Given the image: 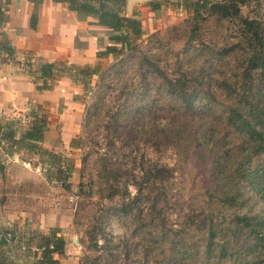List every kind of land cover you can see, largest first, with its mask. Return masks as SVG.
I'll return each instance as SVG.
<instances>
[{
    "label": "rangeland",
    "instance_id": "374dc122",
    "mask_svg": "<svg viewBox=\"0 0 264 264\" xmlns=\"http://www.w3.org/2000/svg\"><path fill=\"white\" fill-rule=\"evenodd\" d=\"M196 1L149 0L129 11L124 0L119 12L142 23L143 35L132 40L133 46L172 76L180 67L200 74L204 90L215 93L220 106L225 94L217 80L239 75L237 54H224L226 47L238 42L239 33L235 23H219L213 17L203 24L197 40L207 47L200 42L189 49V22ZM157 2L160 9L154 10ZM242 12L264 25V0H250ZM141 56L129 57L120 67H116L120 59L113 56L99 60L94 67L104 81L97 75L89 78L74 98L76 107L60 104L54 112H44L52 146L36 154L24 152L5 166L0 160V228H16L26 236L59 232L67 241L61 264H166L164 255L172 252L161 238V223L167 232L182 231L190 240L202 239L204 232L195 231L204 216L208 218L213 209L228 215L221 201L239 188L242 207L237 213L249 217L263 239L251 243L255 238L245 229L237 232L239 245L264 248V154L250 155L243 172L244 177H252L239 178L240 136L221 119V112L206 108L192 117L162 97L158 84L147 82L145 120L140 115L133 120L128 114L120 122L116 114L123 100L119 101L120 91L115 88L125 79L128 84L138 79ZM63 73L69 78L75 74ZM235 87L240 91L243 82ZM201 108L196 105V112ZM65 110L69 111L63 116ZM125 122L130 125L124 126ZM164 127L170 131L164 133ZM138 184L144 187L141 195ZM141 217L146 221L144 230L139 226ZM203 223L208 225V220ZM15 244L12 241L10 247ZM260 253L254 264H264V249Z\"/></svg>",
    "mask_w": 264,
    "mask_h": 264
},
{
    "label": "trees",
    "instance_id": "16d2710c",
    "mask_svg": "<svg viewBox=\"0 0 264 264\" xmlns=\"http://www.w3.org/2000/svg\"><path fill=\"white\" fill-rule=\"evenodd\" d=\"M54 1L67 4L69 10L76 12L79 18H93L96 25L109 29V45L97 53L99 60L113 56L115 60L120 59L116 65V67H120L127 63L126 60L129 57L142 55V70L141 74L137 76L138 79L130 84H128V79H125L116 88L115 85L113 86V88L120 91V97H117L119 101L121 100L122 102L123 100V106H120L118 114H116L120 117V122L128 114L133 120L137 119V115H140L145 120L144 114L148 111L146 102L149 92V88L144 87L145 83L158 84L156 89L162 97L170 98V100L180 105L186 114L192 117H197L206 108L209 111L217 110L221 112V119L226 122L229 128L235 130L241 140V144L237 147L241 151L243 159L236 167V174H238L239 178L252 177L251 175H245L244 177L243 165L245 160L252 154H264V25L262 21L243 16L242 8L248 6L250 0H224L222 2L199 0L192 3L194 15L189 22L190 29L187 41L190 46L189 49H195L194 44L200 46V42L205 45L203 41L197 43V40L201 38L203 24L213 17L219 23L224 21L235 23L237 33H239L238 42L226 47L224 51V54L230 52L237 54L238 62L235 68L239 75L236 76L235 73L229 78L225 77L217 80L221 83L220 88L225 94V101L220 106L216 94L204 90L202 83L204 78L200 74L195 73L194 70L180 67L178 74L172 76L157 62L153 61L148 54L143 53L137 45L133 46L132 40L138 39L143 35L142 23L136 17L121 15L119 7L124 3V0ZM8 2V0H1L0 22L2 23L6 20L4 8ZM185 3H188V0ZM153 5L155 6L154 10L160 9L159 2ZM35 19L33 20V26ZM4 55L13 56L12 48L6 43H0V58ZM63 71L65 72L66 70H61L62 73ZM67 71L75 73L73 78L70 77L73 82H80L84 86H87V80L95 75L104 81L103 74L96 67L80 68L74 66L68 68ZM54 72V65H42L41 77L45 83L41 90H50L52 88L48 81L55 79ZM240 80L243 82V87L239 91L235 86ZM232 83H235V86ZM137 86H140V91L136 90ZM198 104L202 108L196 112V105ZM47 122L46 115L36 117L30 131L27 132L23 139L24 142L29 143L27 146L29 150H38L35 143L44 140V133L48 129ZM129 125L130 123H124V126ZM167 128H162L164 133L170 131ZM59 171H61L60 168ZM61 172L63 173V171ZM140 185L138 184L137 186L139 195L144 190V187ZM116 192L118 191L115 190V194ZM241 196L239 188L234 195L224 196L221 201L223 202L222 209L228 211V215L225 211L213 209L208 218L204 216L201 225L195 231V233L204 232V235L202 239L199 236L197 241L190 240V237H185L182 231L167 232L165 224L161 223V238L164 242H169L172 252L171 254L165 253V263L223 264L225 259H229L234 262L233 264H254L253 260L256 259V256L261 255L260 252L264 248H243V245H239L237 232L249 229L251 235L255 238L251 243L257 244L258 241L261 242L263 239L258 233L256 225H253L252 220L237 213V210L242 207ZM123 211L128 213L130 209L125 206ZM142 220L144 219L141 217L139 226L141 230H144L142 225L146 221L143 222ZM204 220H208V225L203 223ZM152 222H155V220L153 219L151 224ZM236 227H238L237 231H233V229L236 230ZM58 233L57 231H51L49 235L31 233L26 236L19 234L16 228L13 230L0 228V264H19L20 261L24 262V264H61V261L56 259V256L63 257L65 255L67 241L64 237L58 236ZM8 234H11V242H16L14 248L10 247L11 245L6 241L5 236ZM199 242L203 243L204 250L203 247L197 246ZM33 247H37L39 252H34L32 250Z\"/></svg>",
    "mask_w": 264,
    "mask_h": 264
},
{
    "label": "crops",
    "instance_id": "0c3cea01",
    "mask_svg": "<svg viewBox=\"0 0 264 264\" xmlns=\"http://www.w3.org/2000/svg\"><path fill=\"white\" fill-rule=\"evenodd\" d=\"M8 1L4 8L6 20L0 22V43L8 44L13 54L0 58L3 77L0 85V160L3 166L7 160L19 159L24 152L36 154L41 148L52 146L49 121L44 140L35 143L38 150H29V143L23 139L37 116L46 115L44 112L48 113V109L54 112L60 104L70 108L78 104L74 98L82 93L84 85L73 82L61 70L67 71L74 66L94 67L99 62L97 53L109 45L108 28L96 25L93 18H79L65 3ZM45 64L55 66V79L48 81L52 85L50 90H41L45 83L41 67ZM66 111L69 110H65L63 116ZM12 120L14 123L10 124ZM56 259L61 261L62 257L56 256Z\"/></svg>",
    "mask_w": 264,
    "mask_h": 264
},
{
    "label": "water",
    "instance_id": "95a60500",
    "mask_svg": "<svg viewBox=\"0 0 264 264\" xmlns=\"http://www.w3.org/2000/svg\"><path fill=\"white\" fill-rule=\"evenodd\" d=\"M146 1H149V0H127L128 2V10L129 11H132L133 7L138 4V3H142V2H146ZM153 1V0H151ZM156 1V0H154Z\"/></svg>",
    "mask_w": 264,
    "mask_h": 264
},
{
    "label": "built area",
    "instance_id": "2783aa9c",
    "mask_svg": "<svg viewBox=\"0 0 264 264\" xmlns=\"http://www.w3.org/2000/svg\"><path fill=\"white\" fill-rule=\"evenodd\" d=\"M2 80H3V77H2V70L0 66V85H1ZM5 238H6V241H8L9 244L11 245V234L6 235ZM33 251L39 252V249L37 247H33Z\"/></svg>",
    "mask_w": 264,
    "mask_h": 264
}]
</instances>
